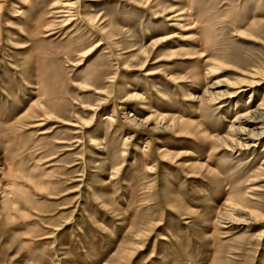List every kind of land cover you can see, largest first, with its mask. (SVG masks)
Segmentation results:
<instances>
[{
	"label": "rangeland",
	"instance_id": "rangeland-1",
	"mask_svg": "<svg viewBox=\"0 0 264 264\" xmlns=\"http://www.w3.org/2000/svg\"><path fill=\"white\" fill-rule=\"evenodd\" d=\"M63 2L0 0V264H264V0Z\"/></svg>",
	"mask_w": 264,
	"mask_h": 264
},
{
	"label": "bare ground",
	"instance_id": "bare-ground-1",
	"mask_svg": "<svg viewBox=\"0 0 264 264\" xmlns=\"http://www.w3.org/2000/svg\"><path fill=\"white\" fill-rule=\"evenodd\" d=\"M62 4V12L68 20L73 17L72 10L75 2L72 0H64ZM219 96L223 94L216 93ZM216 96L215 99H223ZM263 108L258 107L252 111L239 115L234 121L235 124L232 127L234 133L235 142L231 145L233 152L251 149L256 145L258 140L264 137V111ZM237 123V124H236Z\"/></svg>",
	"mask_w": 264,
	"mask_h": 264
}]
</instances>
